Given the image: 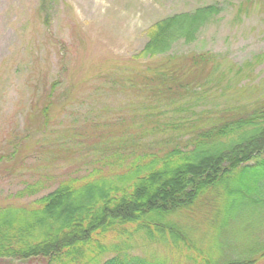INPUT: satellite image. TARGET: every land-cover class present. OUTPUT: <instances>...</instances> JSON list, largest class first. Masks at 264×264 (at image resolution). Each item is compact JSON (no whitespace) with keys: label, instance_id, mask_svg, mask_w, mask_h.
<instances>
[{"label":"rangeland","instance_id":"obj_1","mask_svg":"<svg viewBox=\"0 0 264 264\" xmlns=\"http://www.w3.org/2000/svg\"><path fill=\"white\" fill-rule=\"evenodd\" d=\"M211 5L220 13L191 43L143 54L150 28ZM201 53L214 58L207 67L191 60ZM204 68H215L208 81L218 85L188 91L194 123L264 110V0H0V207L27 205L94 169L114 175L118 167L88 151L104 136L148 131L154 120L191 125L187 110L177 111L189 99L177 94L186 92V80L201 81ZM174 73L183 78L170 82ZM226 180L169 216L176 234L130 223L105 241L160 264L193 257L222 263L251 253L264 264V253L252 252L264 247V210L242 203L238 176ZM29 186L37 192L20 197Z\"/></svg>","mask_w":264,"mask_h":264},{"label":"trees","instance_id":"obj_2","mask_svg":"<svg viewBox=\"0 0 264 264\" xmlns=\"http://www.w3.org/2000/svg\"><path fill=\"white\" fill-rule=\"evenodd\" d=\"M220 11L211 5L157 23L148 31L150 40L143 54L157 57L169 53L173 42L181 39L191 43L197 31ZM191 60L207 67L214 58L201 53L192 55ZM214 70L204 68L201 81L186 80L182 85L186 92L177 94L182 102L189 99L187 107L177 111L187 110L183 120L191 125L154 120L148 131L120 138L104 136L106 142L88 148L103 156L104 165L118 167L114 175L94 169L27 205L0 207V264H160L128 253L125 245L108 244L106 236L130 223L174 235L176 227L168 222L169 216L190 210L204 191L235 176L239 180L234 190L242 203L264 210V110L222 117L206 122L205 127L188 116L198 112L189 111L192 100L188 91L216 89L218 83L208 81ZM169 76L173 77L170 82L183 78L175 73ZM44 113L48 116L47 110ZM36 190L29 186L19 196L33 195ZM263 250L258 247L252 252L258 255ZM104 253L114 255L103 260ZM251 254L236 261L226 258L222 263L211 257H193L191 264H256Z\"/></svg>","mask_w":264,"mask_h":264}]
</instances>
